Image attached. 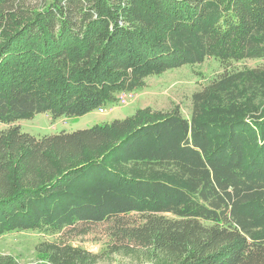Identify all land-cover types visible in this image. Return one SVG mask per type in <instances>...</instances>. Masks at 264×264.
<instances>
[{"label": "trees", "instance_id": "16d2710c", "mask_svg": "<svg viewBox=\"0 0 264 264\" xmlns=\"http://www.w3.org/2000/svg\"><path fill=\"white\" fill-rule=\"evenodd\" d=\"M208 58L222 69L189 116L144 107L41 137L18 124L85 115ZM0 122V236L138 218L124 237L173 264H264V0H0ZM117 235L110 251L132 248Z\"/></svg>", "mask_w": 264, "mask_h": 264}, {"label": "rangeland", "instance_id": "374dc122", "mask_svg": "<svg viewBox=\"0 0 264 264\" xmlns=\"http://www.w3.org/2000/svg\"><path fill=\"white\" fill-rule=\"evenodd\" d=\"M244 63L254 66L260 63V60H246ZM221 69L220 62L208 58L199 64H186L159 75L148 76L144 86L126 98L125 104H120V99L116 98V101L107 102L82 116L52 118L48 112H43L22 119L18 124L22 131L41 137L108 123L113 119L129 116L137 108L144 107L163 111L178 107L184 116H189L192 109V93L200 90L208 79ZM5 127L6 125L0 122V129ZM138 223V218H134L122 227L114 221H106L100 224L76 225L61 233L36 230L6 232L0 236V264H49L37 251L42 242L66 243L81 247L91 254L101 255L94 261L82 260L76 264H173L157 255L153 249H145L141 242L124 237L128 234L127 230L133 229ZM117 233L121 234L125 243L132 248L110 251L111 244L117 245L113 243Z\"/></svg>", "mask_w": 264, "mask_h": 264}, {"label": "built area", "instance_id": "2783aa9c", "mask_svg": "<svg viewBox=\"0 0 264 264\" xmlns=\"http://www.w3.org/2000/svg\"><path fill=\"white\" fill-rule=\"evenodd\" d=\"M129 97H131V95H128ZM120 99V104H125L126 103V95L123 94L121 95ZM101 111H103V109H100Z\"/></svg>", "mask_w": 264, "mask_h": 264}]
</instances>
